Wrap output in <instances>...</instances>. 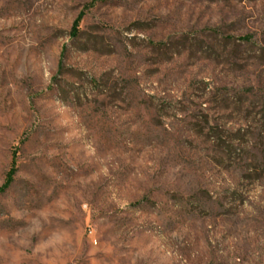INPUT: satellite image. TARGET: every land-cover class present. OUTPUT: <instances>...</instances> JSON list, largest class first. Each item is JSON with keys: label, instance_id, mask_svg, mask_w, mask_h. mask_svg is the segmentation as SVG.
Wrapping results in <instances>:
<instances>
[{"label": "rangeland", "instance_id": "374dc122", "mask_svg": "<svg viewBox=\"0 0 264 264\" xmlns=\"http://www.w3.org/2000/svg\"><path fill=\"white\" fill-rule=\"evenodd\" d=\"M14 158L0 264H264V0H0Z\"/></svg>", "mask_w": 264, "mask_h": 264}, {"label": "trees", "instance_id": "16d2710c", "mask_svg": "<svg viewBox=\"0 0 264 264\" xmlns=\"http://www.w3.org/2000/svg\"><path fill=\"white\" fill-rule=\"evenodd\" d=\"M82 16H79L78 19L75 21L73 29H72V36H77L79 31V24L81 22ZM16 159L14 158L12 161L11 169L7 174V179L3 187L0 188V193H4L9 189L10 185L12 184L15 174H16Z\"/></svg>", "mask_w": 264, "mask_h": 264}]
</instances>
